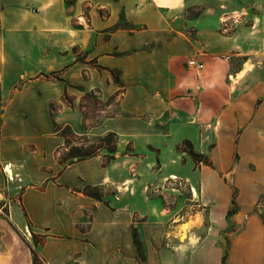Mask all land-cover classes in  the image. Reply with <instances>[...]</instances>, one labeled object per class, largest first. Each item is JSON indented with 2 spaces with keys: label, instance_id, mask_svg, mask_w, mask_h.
Wrapping results in <instances>:
<instances>
[{
  "label": "rangeland",
  "instance_id": "obj_1",
  "mask_svg": "<svg viewBox=\"0 0 264 264\" xmlns=\"http://www.w3.org/2000/svg\"><path fill=\"white\" fill-rule=\"evenodd\" d=\"M218 1L221 4L215 9L210 3H187L183 27L171 38L170 45L164 40L167 31L158 15L147 16L151 31L143 40H151V56L136 55L132 59L131 54L139 51L135 45L141 41L134 43L131 51V30L135 29L131 15L140 16L131 9V0H47V6L40 0L38 6L29 9L18 7L16 1L10 7L0 1L1 256L14 264H29L31 248L41 264H94L100 251L101 264H161L165 259L201 256V248L185 251L171 241L167 222L201 210L197 222L202 225L196 235L202 237L208 219L204 208L195 207V202H202L201 195L206 199L205 177L218 171L217 166L227 167L229 171L222 170L219 176L231 182L238 155L234 144L226 146L217 133L223 124L220 119L205 122L195 134L203 147L185 145L182 140L167 150L165 136L175 139L177 127L195 124L192 113L197 96L194 92L182 96L180 89L170 91L174 85L166 83L159 69L149 73L140 68L148 63L163 64L161 47L180 48L185 56L175 66L177 79L173 81L179 83V76L185 74L200 79L204 69L193 71L188 62L196 60L205 65L202 58L209 53L196 44L190 23L201 14L214 17L216 33L222 37L228 29L230 11L231 15L238 11L236 20L243 21L237 25L249 32L247 44L251 49L260 45L254 10H229L223 0ZM260 58L221 55L214 65L219 71L227 66L238 71L249 61L246 68L264 72ZM109 63L115 68L105 67ZM227 77L232 82L234 76ZM86 95L90 97L87 103L83 102ZM186 111L189 117L184 120L181 112ZM206 131L214 135L205 136ZM188 133L182 131L181 135ZM109 134L113 137L103 143ZM144 137L163 146L157 149L151 145L148 151L140 146L135 152L134 142L142 143ZM85 152L95 154L79 161ZM83 162L93 166L90 178H80L75 185L65 182V173ZM86 172L74 170L67 180ZM49 192L63 194L46 196L50 204L47 219L58 225L65 222L61 231L39 227L24 203L27 195ZM236 197L233 191L229 215L239 209ZM67 205L70 212L64 217ZM131 207L137 214L132 217L133 224ZM263 208L264 204L258 203L254 212ZM95 210L113 217L114 224L105 231L109 228L121 233V239L107 235L102 241L104 234L100 231L90 245ZM103 214H97L100 227L108 223ZM219 235L223 236L221 247L228 254L229 234ZM49 236L51 239H47Z\"/></svg>",
  "mask_w": 264,
  "mask_h": 264
},
{
  "label": "crops",
  "instance_id": "obj_2",
  "mask_svg": "<svg viewBox=\"0 0 264 264\" xmlns=\"http://www.w3.org/2000/svg\"><path fill=\"white\" fill-rule=\"evenodd\" d=\"M0 1H3L7 7L15 5L12 1H16L18 7L23 9L38 6L40 3V0ZM42 1L44 6H47L48 2L45 3L47 0ZM187 3H193L194 5L210 3L212 4L211 9H215V6L221 4L218 0H131V9L140 14L139 18L131 15V25L135 28L131 30V45L133 46L131 51L135 48L134 43L141 41L140 45H135L138 46L136 48H139V51H137V54H131V59L136 57V55L151 56L149 53L151 40H143L151 31L147 16L152 13L158 15L160 23L167 31L164 40L170 45L172 42L171 38L178 33V29L183 27L184 9ZM223 3L229 10H254L253 21L258 23L257 31L259 32L258 41L261 43L260 45L255 49H251L247 44L249 40L247 34L249 32L247 31L248 29L237 25V23L240 24V21H243L241 18L240 21L236 20L239 16L238 11L232 15L231 13L233 12L230 11V15L227 18L228 29L226 30V35L222 37H218L219 35L216 33L214 17L201 14L190 22L197 38L196 44H198L200 49H205L209 52L202 58L205 65L200 79H190L189 75L185 74L183 77L179 76V83L173 81L177 79L175 66H178L181 59H184L185 56L184 51L180 48L169 49L160 46V50L164 55L163 64L156 66L148 63L143 68H140L141 71L149 73L159 69L166 83L171 82L174 85V87L169 88L170 91L180 89L182 96L183 94H192V92L197 96L195 101L196 109L192 113V119L195 124L177 127L175 139L173 136H165L166 138L163 142H167V150L174 148L182 140L193 144L195 147H203L204 144L197 139L198 135L196 136L195 134L197 132L200 133L205 122L220 119L223 124L218 126L217 133L223 138L226 146L234 144L235 152L238 155V162L231 171V182H226L219 176L222 170L226 173L229 171L227 167L217 166L219 172L214 170L211 175L208 174L210 177H205L208 194L205 196L206 199L201 195L202 202L200 200L195 202L198 204L195 207L201 206L204 208L202 210L206 211L207 214L208 224L202 237L196 235L202 225L201 222H197V217H200L201 210L196 211L195 215L188 213L177 216V218L174 217L167 222L166 233L168 236L172 235L169 239L176 242L178 246L184 247L185 251L191 250L194 252L195 248H201V256H183L176 257L173 260L165 259L161 260V264H264V220L262 219L264 208L259 213L254 212L258 203L264 204V72L257 70L253 66H250L251 68L253 67V70H250L249 67L246 68L249 61L243 64L238 71H233L229 66L219 71V69L217 70V65H214V61L221 55L231 57L255 55L261 57L260 61L264 63V0H223ZM206 20L207 22H205ZM189 35H192V33H189ZM106 65L105 67L115 68V64L109 63ZM228 75L234 76L232 82L228 81ZM221 84H223V87H221ZM131 88L134 87L131 86ZM207 97L208 99H206ZM215 105L221 107V110H215ZM181 115L186 120L189 117V112H181ZM196 122H200V124ZM182 131H190V133L181 135ZM204 134L208 137L214 135L208 133V131ZM153 143V141L149 142L146 140V137L143 138L142 143L141 141L138 143L135 141L134 144H137L135 152L141 149L140 146H143L142 150L146 151L149 150L151 145L152 147L156 146L157 149L163 146V144H158L157 146ZM91 162H83L81 166L78 165L75 169L67 171L64 178L65 182L75 185L80 178H90L94 171ZM80 168L87 172L78 174L73 181H68V174ZM172 178L175 177L172 176ZM192 189V194L194 196L197 195L196 191L194 194ZM233 191L237 192L236 201L239 209L236 213L229 215L228 211L233 199ZM50 194L63 195L50 192L39 194L38 196L27 195L24 198V203L30 209L31 216L39 227L61 231L65 222L58 225L47 219V209L50 204L46 201V196ZM29 197L31 198L30 204L27 202ZM63 197L67 199L66 196ZM67 208V210L63 209L64 217L65 212L70 210V206L67 205ZM134 211V208L131 207V224H133L132 217L137 216ZM97 214L103 213L95 210L92 227L89 232L92 241L90 245H93L95 234L100 233V231H103L102 233L104 234L102 241L107 238V235L114 240L121 239V233H115L112 229L110 231L109 228L105 231V227H112V224H114L111 221L113 217L103 214L108 217V223L100 227L99 225L101 224L97 220ZM227 215H229L228 218ZM65 219L67 220V218ZM67 221L69 222V220ZM220 233L229 234L228 254H225L221 247L220 241L223 236H220ZM174 234L177 235V238L174 237ZM182 236L185 239H182ZM47 239H51V236L47 237ZM102 241L100 249L103 248ZM97 255L94 264H101L103 262V254L100 251ZM88 262L90 261L88 260ZM0 264L14 263L0 255ZM29 264H32V260Z\"/></svg>",
  "mask_w": 264,
  "mask_h": 264
},
{
  "label": "trees",
  "instance_id": "obj_3",
  "mask_svg": "<svg viewBox=\"0 0 264 264\" xmlns=\"http://www.w3.org/2000/svg\"><path fill=\"white\" fill-rule=\"evenodd\" d=\"M90 97L88 95L84 96L83 97V102L87 103L89 101ZM113 137L112 134H109L107 135L104 139H103V143L104 142H109V140ZM65 140H66V144L69 145V142H68V139L67 137H65ZM188 142L185 143V145H187ZM189 145V144H188ZM111 153H113L114 151H110ZM94 152H85V154L81 155L80 158H79V161H81L82 159H84L85 157H93L94 156ZM113 158H110V161L112 160ZM194 163H196V161L194 160V158L192 157ZM206 166L210 167L209 164H206ZM85 191H88V189H85ZM88 196H90V194H88V192H85ZM92 197V196H90ZM93 198V197H92ZM97 199V198H96ZM31 251V256H32V264H41V260L39 259L37 253L35 250H33L32 248L30 249Z\"/></svg>",
  "mask_w": 264,
  "mask_h": 264
},
{
  "label": "built area",
  "instance_id": "obj_4",
  "mask_svg": "<svg viewBox=\"0 0 264 264\" xmlns=\"http://www.w3.org/2000/svg\"><path fill=\"white\" fill-rule=\"evenodd\" d=\"M188 68L193 71L200 72L204 69V65L196 60H192L188 62Z\"/></svg>",
  "mask_w": 264,
  "mask_h": 264
}]
</instances>
